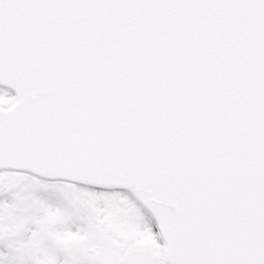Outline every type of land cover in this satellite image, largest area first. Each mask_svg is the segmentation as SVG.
<instances>
[{
    "label": "snow or ice",
    "instance_id": "obj_1",
    "mask_svg": "<svg viewBox=\"0 0 264 264\" xmlns=\"http://www.w3.org/2000/svg\"><path fill=\"white\" fill-rule=\"evenodd\" d=\"M0 264H264V0H0Z\"/></svg>",
    "mask_w": 264,
    "mask_h": 264
}]
</instances>
